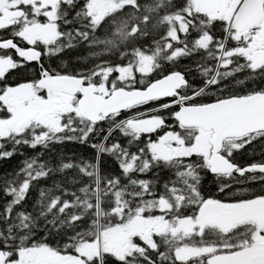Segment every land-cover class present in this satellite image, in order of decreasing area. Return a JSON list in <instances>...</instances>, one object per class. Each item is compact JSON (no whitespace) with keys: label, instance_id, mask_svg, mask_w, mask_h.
<instances>
[{"label":"snow or ice","instance_id":"obj_1","mask_svg":"<svg viewBox=\"0 0 264 264\" xmlns=\"http://www.w3.org/2000/svg\"><path fill=\"white\" fill-rule=\"evenodd\" d=\"M0 161V264H264V0H0Z\"/></svg>","mask_w":264,"mask_h":264},{"label":"trees","instance_id":"obj_2","mask_svg":"<svg viewBox=\"0 0 264 264\" xmlns=\"http://www.w3.org/2000/svg\"><path fill=\"white\" fill-rule=\"evenodd\" d=\"M65 147H66V148H75L76 146H74V145H67V146H65ZM25 151H28L29 154H30V150H27V149H26ZM37 151H39V149H37ZM19 159H21V157H19V156L14 157L12 160L6 162V167H7L8 169L14 167L15 164L17 163V161H18ZM3 171H5V162H4V161H0V173H2ZM209 182H210V178H209V180H206V181H205L206 184H208Z\"/></svg>","mask_w":264,"mask_h":264},{"label":"flooded vegetation","instance_id":"obj_3","mask_svg":"<svg viewBox=\"0 0 264 264\" xmlns=\"http://www.w3.org/2000/svg\"><path fill=\"white\" fill-rule=\"evenodd\" d=\"M182 62H186V61H182ZM247 150H245V152H246ZM243 156H244V154H241V158H243Z\"/></svg>","mask_w":264,"mask_h":264}]
</instances>
